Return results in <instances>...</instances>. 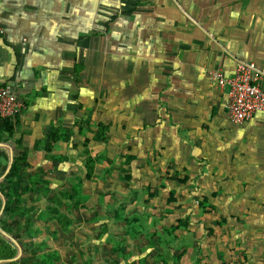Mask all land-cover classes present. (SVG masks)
<instances>
[{"label":"crops","instance_id":"0c3cea01","mask_svg":"<svg viewBox=\"0 0 264 264\" xmlns=\"http://www.w3.org/2000/svg\"><path fill=\"white\" fill-rule=\"evenodd\" d=\"M0 28V89L23 105L0 120V249L14 253L0 264L32 257L30 200L60 172L58 156L39 152L51 131L90 112L170 146L172 121L181 136L197 130L190 117L228 122L210 71L232 76L243 61L264 72V0H0Z\"/></svg>","mask_w":264,"mask_h":264},{"label":"rangeland","instance_id":"374dc122","mask_svg":"<svg viewBox=\"0 0 264 264\" xmlns=\"http://www.w3.org/2000/svg\"><path fill=\"white\" fill-rule=\"evenodd\" d=\"M89 113L40 145L60 172L30 200L25 264H264V119L172 121L165 146Z\"/></svg>","mask_w":264,"mask_h":264},{"label":"built area","instance_id":"2783aa9c","mask_svg":"<svg viewBox=\"0 0 264 264\" xmlns=\"http://www.w3.org/2000/svg\"><path fill=\"white\" fill-rule=\"evenodd\" d=\"M3 34L4 30L0 28V35ZM208 76L225 95L228 122L248 123L256 115H264V72L256 65L240 61L232 76H226L220 70L210 71ZM22 109V103L7 88L0 89V118L12 119Z\"/></svg>","mask_w":264,"mask_h":264},{"label":"trees","instance_id":"16d2710c","mask_svg":"<svg viewBox=\"0 0 264 264\" xmlns=\"http://www.w3.org/2000/svg\"><path fill=\"white\" fill-rule=\"evenodd\" d=\"M16 117V116H15ZM0 120L2 121L3 120V122H6L7 120H9V119H2V118H0ZM9 134H11L12 133V130H10V129H8V127H6V129H5ZM55 133L56 132H54V131H51L49 134H48V137H50V136H55ZM50 139H52V137H50ZM16 171H17V167L15 168H13V171H11V175H10V177L9 178H11V177H13L14 178V180L16 181V182H14V183H20L19 182V180H18V176H16ZM16 176V177H15ZM0 244H2V246H7V245H5V244H3V243H0ZM1 246V245H0ZM0 260H3V259H11L12 257H13V255H14V253L12 252V251H9V253H6V254H4V251L3 250H1L0 249ZM11 264V263H10ZM13 264V263H12Z\"/></svg>","mask_w":264,"mask_h":264}]
</instances>
